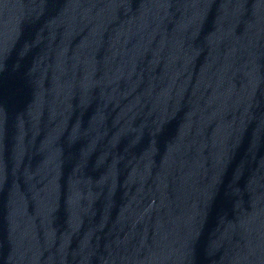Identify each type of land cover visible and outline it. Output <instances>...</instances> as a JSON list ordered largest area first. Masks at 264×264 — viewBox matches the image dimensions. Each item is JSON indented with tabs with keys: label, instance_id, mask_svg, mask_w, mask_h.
I'll list each match as a JSON object with an SVG mask.
<instances>
[{
	"label": "water",
	"instance_id": "water-1",
	"mask_svg": "<svg viewBox=\"0 0 264 264\" xmlns=\"http://www.w3.org/2000/svg\"><path fill=\"white\" fill-rule=\"evenodd\" d=\"M0 264H264V0H0Z\"/></svg>",
	"mask_w": 264,
	"mask_h": 264
}]
</instances>
